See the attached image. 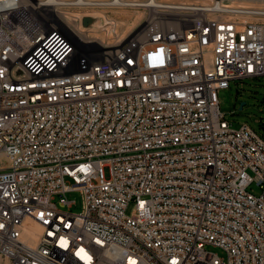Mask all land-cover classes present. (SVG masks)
Instances as JSON below:
<instances>
[{
    "label": "built area",
    "instance_id": "built-area-1",
    "mask_svg": "<svg viewBox=\"0 0 264 264\" xmlns=\"http://www.w3.org/2000/svg\"><path fill=\"white\" fill-rule=\"evenodd\" d=\"M110 1L0 0V257L264 264V140L232 128L218 99L230 81L264 76V0L158 3L115 42L57 10Z\"/></svg>",
    "mask_w": 264,
    "mask_h": 264
},
{
    "label": "rangeland",
    "instance_id": "rangeland-1",
    "mask_svg": "<svg viewBox=\"0 0 264 264\" xmlns=\"http://www.w3.org/2000/svg\"><path fill=\"white\" fill-rule=\"evenodd\" d=\"M144 2L146 0H140ZM162 2H204L208 0H158ZM236 3L248 4L252 3L248 0H236ZM259 4L260 2H253ZM81 13L91 14V10L102 12L105 17L117 20L123 18V15H127L128 18L133 17L136 12H143L145 15V20L139 24V26L132 30H125L123 28L121 34L114 35V40L112 42L123 39L124 37L129 38L133 36L136 32L142 29L147 19L150 16L160 15V11L152 9L151 7H131V6H119L115 5L112 7L105 8H93V9H79L71 8ZM88 10V11H87ZM86 18V17H84ZM104 24V23H103ZM104 35V32L102 33ZM106 40V39H105ZM219 107L222 113V119L227 121L232 128H238L242 124L248 125L258 136L264 140V76L254 77V78H244L242 80H232L229 83L227 89H222L218 92ZM243 102V103H242ZM240 103L242 106L240 108ZM253 192H258V188L253 184L251 186ZM69 200L74 201L71 206V210L78 212L82 208V198L78 191H72L66 194ZM133 202H129L125 212L129 214L132 211ZM214 252L226 260V254L219 248H211ZM0 264H6L5 260L0 257Z\"/></svg>",
    "mask_w": 264,
    "mask_h": 264
},
{
    "label": "bare ground",
    "instance_id": "bare-ground-1",
    "mask_svg": "<svg viewBox=\"0 0 264 264\" xmlns=\"http://www.w3.org/2000/svg\"><path fill=\"white\" fill-rule=\"evenodd\" d=\"M23 1L26 4H33V5L36 4L33 3V0H23ZM39 1L40 4H44L46 6L54 4V0H39ZM158 3H162V1L146 0L144 2H141L140 0H112L109 2V4H116L119 6H131V7H151V6H156ZM100 5H105V4H100ZM105 7L106 6H102L98 8H105ZM71 8L72 7H70L69 3L67 2L66 7L57 9L62 11L63 16H65V22L67 26L72 28L75 32L78 31L80 33L86 35L89 34L99 39H103V40L106 39L109 42H112L114 40V35L116 36L120 35L121 34L120 32H122L123 28L125 30H132L136 26L138 27L139 24H141V22L145 20V15L143 12H136L135 15L130 18H128L127 15H123L124 16L123 18L114 22L112 21L113 19L105 17V15L99 11L91 10L92 11L91 14L83 13V15L85 16L81 17L80 16L82 15L81 13H79L76 10H72ZM82 9H88V8H82ZM74 17H79L81 21L75 22ZM160 17L164 18L163 16ZM67 26L65 27L69 28ZM103 32L104 35L102 34ZM18 42H19V48L26 53H28L30 50L34 51L36 49V46H34L32 39L25 34H21V36H19ZM25 224L27 226L25 231V238L30 243H34L39 234L38 225L31 220H27ZM5 263L7 264L6 260Z\"/></svg>",
    "mask_w": 264,
    "mask_h": 264
},
{
    "label": "snow or ice",
    "instance_id": "snow-or-ice-1",
    "mask_svg": "<svg viewBox=\"0 0 264 264\" xmlns=\"http://www.w3.org/2000/svg\"><path fill=\"white\" fill-rule=\"evenodd\" d=\"M2 227H3V225H0V228H2ZM82 253L84 254V257L87 256V254H86V252H85L84 249H80V250L77 252V256H78V257H81V258H84V257L81 256ZM87 258L90 259V257H87ZM130 264H132L131 261H130Z\"/></svg>",
    "mask_w": 264,
    "mask_h": 264
},
{
    "label": "water",
    "instance_id": "water-1",
    "mask_svg": "<svg viewBox=\"0 0 264 264\" xmlns=\"http://www.w3.org/2000/svg\"><path fill=\"white\" fill-rule=\"evenodd\" d=\"M243 103V102H242ZM242 103H240V108H241V106H242Z\"/></svg>",
    "mask_w": 264,
    "mask_h": 264
}]
</instances>
